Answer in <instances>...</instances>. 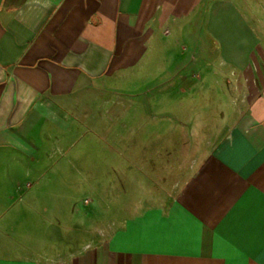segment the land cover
Wrapping results in <instances>:
<instances>
[{
	"label": "crops",
	"instance_id": "0c3cea01",
	"mask_svg": "<svg viewBox=\"0 0 264 264\" xmlns=\"http://www.w3.org/2000/svg\"><path fill=\"white\" fill-rule=\"evenodd\" d=\"M171 45L177 63L209 62L204 80L218 58L235 98L177 196L120 219L77 253L31 255L16 245L10 207L20 197L39 201L30 180L47 174L48 144L72 165L63 143L74 110L140 78L157 49L169 55ZM176 67L146 76L157 93L162 80L187 82ZM0 264H264V41L233 0H0Z\"/></svg>",
	"mask_w": 264,
	"mask_h": 264
},
{
	"label": "rangeland",
	"instance_id": "374dc122",
	"mask_svg": "<svg viewBox=\"0 0 264 264\" xmlns=\"http://www.w3.org/2000/svg\"><path fill=\"white\" fill-rule=\"evenodd\" d=\"M233 1L264 41V0ZM175 46L169 55L159 47L140 78L110 85L108 92L102 90L74 110V133L69 144L63 143L73 156L72 165L62 157L63 150L48 144L52 158L44 161L47 174L30 180L31 187L40 186L39 201L20 197L10 207L16 211V245L24 244L31 255L45 249L77 253L106 239L120 219L177 196L210 151L217 125L232 115L235 98L226 84L231 70H221L218 58L204 80L209 62L199 55L177 63ZM175 65L180 71L184 66L187 82L181 86L183 79L162 80L157 93L146 76L167 77ZM194 73L198 76L193 80ZM26 227L28 232L22 233Z\"/></svg>",
	"mask_w": 264,
	"mask_h": 264
}]
</instances>
